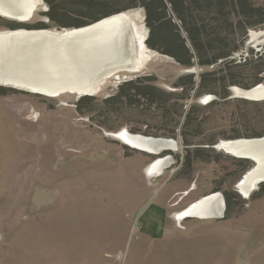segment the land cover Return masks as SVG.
I'll use <instances>...</instances> for the list:
<instances>
[{
  "label": "rangeland",
  "instance_id": "374dc122",
  "mask_svg": "<svg viewBox=\"0 0 264 264\" xmlns=\"http://www.w3.org/2000/svg\"><path fill=\"white\" fill-rule=\"evenodd\" d=\"M3 1L10 7L2 5L7 14L0 13V33L24 28L62 34L79 28L16 25L45 22V0L24 20L17 16L22 13L20 0ZM254 4L263 6L264 0ZM123 13L136 31L137 66L101 78L89 94L91 101L82 102L81 111L76 102L84 94L77 90L66 87L52 95L0 80V177H4L0 182L10 186L17 168H31L23 197L16 200L9 187H0V264H264V184L256 181L247 195L240 191L239 182L255 163L244 172L242 162L232 159L240 158L237 154L218 147L230 129L227 112L214 117L207 111L209 118L202 127L207 138H216L210 147L219 154L218 162H193L189 174L180 137L170 138L177 142L176 148L154 153L126 145L119 135L126 129L137 133L130 129L159 120L154 107L145 109L140 100L118 99L110 106L104 102L118 94L121 81L146 76L142 84L180 91L175 82L181 75L195 72L197 76L213 68L186 67L148 48L143 9ZM244 37L233 57L264 63V25L248 28ZM258 84H264V77ZM239 88L247 89L234 85L231 96L246 98ZM215 97L212 93L189 97L184 107L200 106ZM164 155L171 157L169 163L155 173L150 171L155 158ZM186 187L203 192L201 197L219 192L224 199V191L232 190V215L224 217V210L222 217L199 219L206 216L186 213L178 218L200 197L175 213V222L166 201L175 189L180 194Z\"/></svg>",
  "mask_w": 264,
  "mask_h": 264
},
{
  "label": "trees",
  "instance_id": "16d2710c",
  "mask_svg": "<svg viewBox=\"0 0 264 264\" xmlns=\"http://www.w3.org/2000/svg\"><path fill=\"white\" fill-rule=\"evenodd\" d=\"M45 2L48 7L44 12L47 16L45 22L31 25L18 22L16 25L28 28H77L131 8H141L148 28L145 39L148 48L167 54L186 67L194 65L213 67L198 72L197 76L195 72L181 75L175 82L180 91H164L146 82L142 84L148 77L141 76L121 81L117 88L118 94L104 99L109 106L113 100L136 99L141 101L139 105H144L145 109L154 107L155 114L159 116L155 124L146 122L143 128L130 130L155 137H180L185 148L183 160L186 168H189L188 174L193 162L209 163L219 160L217 159L219 154L210 147L216 138H207L203 132L204 128L202 129L209 118L205 117L207 111L214 114V117L220 112H227L226 117L229 121L227 126L236 129V132L226 129L227 132L222 135L224 140L264 136V98L252 100L232 97L229 91L234 85L249 89L263 81L264 63L246 57L243 61H237L233 55L241 49L248 28L264 25V5H255L254 0H45ZM205 93H212L216 97L200 106L189 104L184 107L186 99L197 98ZM80 97L81 99L76 102L77 111L82 110L84 99L87 102L92 99V95L89 94ZM172 102H175V107H171ZM108 112L116 111L110 109ZM210 120H213L212 115ZM232 159L242 162L244 172L253 165L247 158ZM224 194L226 202L224 217H227L232 215L230 209L235 194L232 190H225Z\"/></svg>",
  "mask_w": 264,
  "mask_h": 264
},
{
  "label": "bare ground",
  "instance_id": "6f19581e",
  "mask_svg": "<svg viewBox=\"0 0 264 264\" xmlns=\"http://www.w3.org/2000/svg\"><path fill=\"white\" fill-rule=\"evenodd\" d=\"M39 2L20 0L18 6L22 13L17 15L18 19L24 20L31 16ZM2 5L10 7L8 1L0 0L1 14L6 12ZM36 31L32 35L29 33ZM138 51L134 25L123 12L62 34L45 29L9 30L0 33V80L52 95L66 87L83 94H92L104 76L120 69L133 70L139 60ZM239 90L240 95L246 98H264V84ZM118 133L127 145L146 152L160 153L161 149L176 147V141L170 138L125 130ZM218 147L257 160L238 184L242 193L247 195L256 181L264 180V138L222 140ZM170 160L169 155L157 158L149 170L155 173ZM224 209L222 195L219 192L212 193L178 213V218L186 213L221 217Z\"/></svg>",
  "mask_w": 264,
  "mask_h": 264
},
{
  "label": "crops",
  "instance_id": "0c3cea01",
  "mask_svg": "<svg viewBox=\"0 0 264 264\" xmlns=\"http://www.w3.org/2000/svg\"><path fill=\"white\" fill-rule=\"evenodd\" d=\"M22 171H18L19 169L17 168V171L14 172V174L12 175L11 177V185H6L4 186L3 182H0L1 186L0 187H9L10 188V191H11V194H13V196L16 197V200H17V197H23L24 195V189L28 186V177L30 176L29 173H30V166L29 165H26L22 168ZM9 177V176H8ZM4 179V177H2ZM0 177V179H2ZM8 179V178H7ZM177 190L179 189H175L174 192L168 197L167 199V206L169 208H172V210L169 212V217L173 218L175 220V222H177V218L174 216L175 213H177L178 211L182 210L183 208H185L188 204H190L191 202H193L194 200L200 198L201 195L203 192H199L196 188H185V190L183 191L182 189V192L179 194L177 192ZM1 191V190H0ZM5 191V190H3ZM175 194H179L176 199L172 202H170L169 200L171 199V197ZM175 217V218H174ZM186 218H189V217H193V216H185ZM184 218V219H186ZM194 218H198V217H194ZM199 219H205V218H199ZM177 225V223H176Z\"/></svg>",
  "mask_w": 264,
  "mask_h": 264
},
{
  "label": "water",
  "instance_id": "95a60500",
  "mask_svg": "<svg viewBox=\"0 0 264 264\" xmlns=\"http://www.w3.org/2000/svg\"><path fill=\"white\" fill-rule=\"evenodd\" d=\"M264 138V136H261V137H256V138H243V139H248V140H253V139H263ZM157 153V152H156ZM238 157H240V158H247V157H245V156H238ZM247 159H250L252 162H257V160L255 159V158H247ZM254 165V164H253ZM223 197V196H222ZM223 199H224V197H223ZM224 205H225V199H224ZM223 216V215H222ZM221 216V217H222Z\"/></svg>",
  "mask_w": 264,
  "mask_h": 264
},
{
  "label": "flooded vegetation",
  "instance_id": "af4514ba",
  "mask_svg": "<svg viewBox=\"0 0 264 264\" xmlns=\"http://www.w3.org/2000/svg\"><path fill=\"white\" fill-rule=\"evenodd\" d=\"M0 15H1V14H0ZM125 131H128V130L126 129ZM124 144H126V143H124ZM126 145H127V144H126ZM176 147H177V142H176ZM176 147H175V148H176ZM172 149H173V148H172ZM145 152H146V151H145ZM165 156H166V155H164V157H165ZM160 157H161V156H160ZM160 157H156L155 160H156L157 158H160ZM161 158H162V157H161ZM154 162H155V161H154ZM154 162H153V163H154ZM261 182H264V180H260V181H259V183H261ZM224 210H225V209H224ZM187 217H188V216H187ZM185 218H186V217H185ZM204 218H207V217H204Z\"/></svg>",
  "mask_w": 264,
  "mask_h": 264
}]
</instances>
